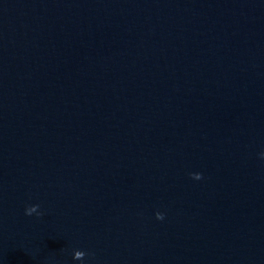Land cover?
<instances>
[{"label": "water", "instance_id": "95a60500", "mask_svg": "<svg viewBox=\"0 0 264 264\" xmlns=\"http://www.w3.org/2000/svg\"><path fill=\"white\" fill-rule=\"evenodd\" d=\"M0 264H264V0H0Z\"/></svg>", "mask_w": 264, "mask_h": 264}, {"label": "clouds", "instance_id": "9594fccd", "mask_svg": "<svg viewBox=\"0 0 264 264\" xmlns=\"http://www.w3.org/2000/svg\"><path fill=\"white\" fill-rule=\"evenodd\" d=\"M25 214H26V215H29V213H28V212H25ZM161 219H163V218H161Z\"/></svg>", "mask_w": 264, "mask_h": 264}]
</instances>
